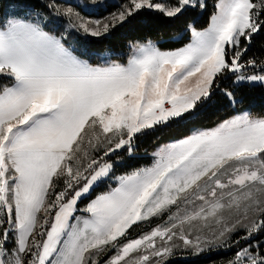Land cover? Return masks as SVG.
<instances>
[{"label":"snow or ice","instance_id":"obj_1","mask_svg":"<svg viewBox=\"0 0 264 264\" xmlns=\"http://www.w3.org/2000/svg\"><path fill=\"white\" fill-rule=\"evenodd\" d=\"M91 3L97 9L79 0L18 3L0 20V79L11 81L0 83V264H101L108 252L103 264H166L174 249L198 257L232 247L227 264H264V116L243 112L164 144L151 166L116 176V187L90 198L115 176L113 155L133 156L140 134L196 120L220 94L235 105L224 80L264 85V65L242 59L264 32V0H216L205 29L188 25L184 47L162 51L149 41L135 45L126 64L104 66L65 47L36 9L100 39L148 13L175 20L208 4ZM100 7L116 10L93 19ZM246 67L260 72L245 76ZM165 213L163 227L127 240L134 225ZM193 230L203 235L193 240Z\"/></svg>","mask_w":264,"mask_h":264},{"label":"trees","instance_id":"obj_2","mask_svg":"<svg viewBox=\"0 0 264 264\" xmlns=\"http://www.w3.org/2000/svg\"><path fill=\"white\" fill-rule=\"evenodd\" d=\"M215 2L216 0H207L208 7L204 11L190 10L175 20H169L159 13H148L141 18V23L135 27L114 29L110 38L102 37L96 39L72 35L74 39H69V41L67 38L70 37H67L62 40L65 47L74 50V54L80 56L81 59L88 60L93 65H105L106 61L100 56L105 51L112 53V60L124 64L134 43H148L151 41L162 51H173L184 47L189 42L190 37L188 25H193L197 30L205 29L209 23V16L214 11ZM18 3L31 4L36 2L33 0H0V20L6 15H10L13 11H19L16 7ZM109 11H112V8ZM44 24L46 25V30L50 31L52 35L61 36L59 32L61 27H58V29L53 28L52 23L48 19ZM242 59L245 63L254 59L258 65H264V32L254 37L248 52ZM259 71V67H246L243 70V74L247 76ZM234 80L233 78L223 82L235 93L237 100L235 105L230 104L220 94L214 98L213 103L200 107L198 119L180 123L173 121L170 126L158 127L150 131L149 134H140L136 140V150L133 156H128L123 151H121L119 157L113 155L112 159L117 161V166L114 168L115 176L105 181L103 185L100 184L99 187H95L90 198H95L96 195L116 187V176L130 173L138 168L151 166L153 162L152 153L160 145L183 139L199 129L212 128L219 122L244 109H249L254 116H264V86L252 85L247 83V81L235 85ZM0 83H11V81L9 78H3L0 79ZM95 156H99V154ZM57 184L56 190L60 191L63 188V183L59 180ZM69 195H71V191ZM49 198L52 199L53 197L50 196ZM87 202V200H81L78 203V208L82 209ZM51 219L52 216L50 215L48 220L51 221ZM150 224V226H154L156 222L154 221ZM135 227L133 230H129V234L135 231ZM136 228L140 230V227ZM227 251L213 252L210 255H202L187 261L174 260L167 264H227V261L234 255L236 248H228Z\"/></svg>","mask_w":264,"mask_h":264},{"label":"rangeland","instance_id":"obj_3","mask_svg":"<svg viewBox=\"0 0 264 264\" xmlns=\"http://www.w3.org/2000/svg\"><path fill=\"white\" fill-rule=\"evenodd\" d=\"M29 1V0H28ZM33 1H35V2H37V0H33ZM77 2V0H57V3H59V4H61V5H63V6H67V5H70V4H74V3H76ZM98 2L99 3H103V0H98ZM79 3L81 4V7H83V5L84 4H87L88 5V8L89 9H97V7H98V5H94V4H92L91 3V0H79ZM107 3L109 4V5H118L119 3H121V1L119 2V0H107ZM112 8V11H115L116 10V8L115 7H109V8H103V7H100L99 8V10H96V11H90L89 12V14L92 16V18L93 19H97V18H99L100 16H102V15H104V16H106L107 14H108V11H109V9H111ZM77 11H80V9L79 8H77L76 9ZM36 12H38V13H41L42 14V23H45V21L48 19V21L49 22H51L52 23V25H53V28H57L58 29V27H61V28H59V32L61 33V36L59 37V38H67V37H70V38H67L68 40L69 39H74V37L72 36V35H80V36H82V37H84V38H92V37H87V36H84V35H82V34H80V33H77V32H75L74 30H71V29H69L68 28V26H67V21L64 19V18H62V17H56V16H54V15H52L51 14V12H50V10H46V9H43L42 7H40V8H38V10H36ZM81 14H83V13H81ZM70 41V40H69ZM191 42V34H190V37H189V42L188 43H190ZM153 43V42H152ZM187 43V44H188ZM137 44H147V43H134L132 46H131V49H130V51H129V53H128V55H127V58H126V62L124 63V64H126L127 63V61H128V59L134 54V46L135 45H137ZM155 46H156V44L155 43H153ZM186 44V45H187ZM103 59H104V61H106V62H115V63H119V64H121V62H117V61H114V60H112L111 59V56H112V53L111 52H109V51H105L104 53H102L101 55H100ZM124 64H122V65H124ZM106 65V64H105ZM98 66H104V64L103 65H98ZM260 72V71H259ZM258 72V73H259ZM229 76H232L233 74H231V73H229L228 74ZM243 82H246V81H242V82H236L235 80H234V84L235 85H238V84H242ZM247 83H250V82H247ZM250 84H252V85H261V84H259V83H256V84H253V83H250ZM264 86V85H263ZM243 112H250L249 111V109H244V110H242V111H239V112H236L235 114H233L232 116H234V115H237V114H241V113H243ZM231 116V117H232ZM230 118V117H229ZM229 118H227V119H229ZM226 120V119H225ZM224 121V120H223ZM222 122V121H221ZM221 122H219V123H221ZM218 123V124H219ZM218 124H216L215 126H217ZM214 126V127H215ZM214 127H212V128H214ZM209 129H211V128H209ZM199 130H205V129H199ZM198 131V130H197ZM196 132V131H195ZM194 133V132H193ZM192 133V134H193ZM89 135H91V133L89 132ZM170 142H173V141H170ZM170 142H168V143H170ZM167 144V143H166ZM164 145V144H163ZM162 145H160V146H158L155 150H154V152L152 153V157H153V160H154V153L158 150V148L159 147H161ZM85 147L87 148V144L85 143ZM91 151V150H90ZM122 151V150H121ZM102 152H103V149L101 148L100 149V151H91V155L92 156H95V155H97V154H99V155H101L102 154ZM153 163V162H152ZM62 183H63V181L62 180H60ZM105 183V182H104ZM104 183H102V185L104 184ZM117 184H118V182H117V180H116V186H117ZM53 199V198H52ZM51 201V199L49 198V202ZM173 210H175V209H173ZM78 215H80V214H83V215H86V214H84V213H77ZM49 216L50 215H48V216H45V214L43 213V212H41L40 214H39V218H40V220L41 221H43L44 219H48L49 218ZM156 222V224L154 225V226H150L151 224L150 223H152V222ZM167 221V213H165V215L164 216H162V217H160V216H158V217H153V218H151L150 220H148V221H142V222H139L137 225H134L131 229H129V230H133V228L136 226V227H140V230H138V228H136L135 227V231H133V232H131L130 234H129V232H128V235H127V240H131V239H136V238H138V237H140L141 235H143V234H146V233H148V232H150L151 230H153L154 228H156V227H158V226H160V227H163L164 225H165V222ZM40 229H39V226H38V228H37V231H39ZM197 235H203L202 233H200L199 232V230H193L192 231V235H191V238L194 240L195 238H196V236ZM122 239V241H124V238H121ZM124 242H126V241H124ZM156 243H157V246L159 247L160 246V244H161V241L159 240V239H157V241H156ZM173 243L174 244H177V245H179V244H181L182 242L179 240V239H175L174 238V241H173ZM114 251V250H113ZM174 251L176 252V256H175V258L174 259H169V260H167L166 261V264L167 263H169L170 261H174V260H180V261H187V260H189V259H193V258H196L197 256H193L192 255V253H191V249H174ZM220 252H228L227 251V249L226 250H222V251H220ZM215 253H218V252H215ZM113 253L112 252H108L107 254H105L104 256H102V257H100V261H101V264H103V261H104V259H106L107 258V256L108 255H112ZM199 257V256H198ZM154 259H158V258H154Z\"/></svg>","mask_w":264,"mask_h":264},{"label":"crops","instance_id":"obj_4","mask_svg":"<svg viewBox=\"0 0 264 264\" xmlns=\"http://www.w3.org/2000/svg\"><path fill=\"white\" fill-rule=\"evenodd\" d=\"M106 63H107V62H106ZM106 63H105V64H106ZM93 66H98V65H93Z\"/></svg>","mask_w":264,"mask_h":264}]
</instances>
